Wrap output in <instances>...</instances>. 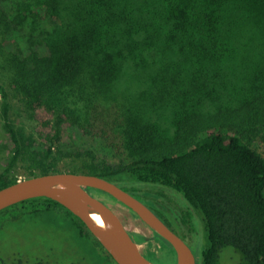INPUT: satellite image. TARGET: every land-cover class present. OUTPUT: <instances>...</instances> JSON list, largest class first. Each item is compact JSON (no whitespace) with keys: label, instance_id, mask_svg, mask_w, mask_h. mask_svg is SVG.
Segmentation results:
<instances>
[{"label":"trees","instance_id":"1","mask_svg":"<svg viewBox=\"0 0 264 264\" xmlns=\"http://www.w3.org/2000/svg\"><path fill=\"white\" fill-rule=\"evenodd\" d=\"M164 111L175 114L171 137L157 124ZM0 115L12 144L0 188L58 171L102 176L138 198L136 182L158 183L201 214V264H220L225 246L242 264H264V0H0ZM73 131L99 148L77 147ZM13 206L14 217L64 214L93 255L117 264L58 201L30 197L0 212ZM172 252L146 257L176 264Z\"/></svg>","mask_w":264,"mask_h":264},{"label":"rangeland","instance_id":"2","mask_svg":"<svg viewBox=\"0 0 264 264\" xmlns=\"http://www.w3.org/2000/svg\"><path fill=\"white\" fill-rule=\"evenodd\" d=\"M159 128L169 137L175 131V114L164 111L156 115ZM17 122H23L26 128L30 123L21 116ZM64 137H69L71 131L66 129ZM71 141L77 147L95 146L99 148L93 137L74 133ZM70 141V137L68 138ZM11 142L2 127L0 115V170L10 155ZM264 153L262 146L257 145ZM110 159L116 160L110 156ZM22 172L21 168H18ZM141 190L137 193L139 199L158 210L167 222L183 239L192 246L196 264H201V254L207 244V234L201 220V214L196 213L185 203L180 193L158 183L136 182ZM112 209L127 227L130 235L135 232L143 233L149 238L139 243V248L145 256L157 260H171L174 255L172 248L159 238L152 236L149 227L136 217L130 209L110 199ZM21 206H13L0 212V264L21 257L24 261L42 260L46 264H108L92 254L88 239L81 236L77 228L64 217L52 211L20 214ZM190 212V216L186 212ZM220 264H242L241 255L231 246H225L220 252Z\"/></svg>","mask_w":264,"mask_h":264},{"label":"water","instance_id":"3","mask_svg":"<svg viewBox=\"0 0 264 264\" xmlns=\"http://www.w3.org/2000/svg\"><path fill=\"white\" fill-rule=\"evenodd\" d=\"M87 186L111 194L167 240L175 252L176 264H196L188 243L149 205L117 183L96 174L58 171L20 178L0 188V209L30 197H50L76 215L117 264H158L143 254L117 213L87 190ZM93 212L102 215L104 226L95 223L91 217Z\"/></svg>","mask_w":264,"mask_h":264},{"label":"bare ground","instance_id":"4","mask_svg":"<svg viewBox=\"0 0 264 264\" xmlns=\"http://www.w3.org/2000/svg\"><path fill=\"white\" fill-rule=\"evenodd\" d=\"M91 217L93 218V220L95 221V223L98 226H100V227L104 226L103 217H102V215L100 213L93 212L91 214Z\"/></svg>","mask_w":264,"mask_h":264},{"label":"flooded vegetation","instance_id":"5","mask_svg":"<svg viewBox=\"0 0 264 264\" xmlns=\"http://www.w3.org/2000/svg\"><path fill=\"white\" fill-rule=\"evenodd\" d=\"M127 228V227H126ZM128 229V228H127ZM133 238V237H132ZM183 238V237H182ZM188 245L191 247V249H192V246L188 243Z\"/></svg>","mask_w":264,"mask_h":264}]
</instances>
